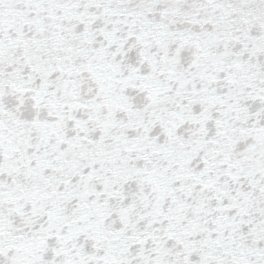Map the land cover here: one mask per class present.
Wrapping results in <instances>:
<instances>
[{
	"label": "snow or ice",
	"instance_id": "snow-or-ice-1",
	"mask_svg": "<svg viewBox=\"0 0 264 264\" xmlns=\"http://www.w3.org/2000/svg\"><path fill=\"white\" fill-rule=\"evenodd\" d=\"M0 264H264V0H0Z\"/></svg>",
	"mask_w": 264,
	"mask_h": 264
}]
</instances>
